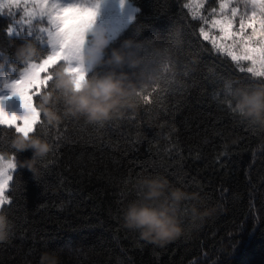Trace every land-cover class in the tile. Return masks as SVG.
Listing matches in <instances>:
<instances>
[{
	"label": "trees",
	"instance_id": "trees-1",
	"mask_svg": "<svg viewBox=\"0 0 264 264\" xmlns=\"http://www.w3.org/2000/svg\"><path fill=\"white\" fill-rule=\"evenodd\" d=\"M127 1L137 9L134 21L105 56L128 38L166 44L176 30L180 57L195 70L178 90L156 86L136 113L104 128L74 120L45 127L38 100L46 83L33 96L39 121L31 134L47 139L53 150L34 165L31 150L12 147L19 133L0 125V157L16 163L3 206L13 230L0 246V264H37L45 251L56 252L61 264H264V152L254 150L264 131L249 128L220 102L224 81L264 78L241 72L202 39L188 0ZM11 20L0 15L5 73L25 68L14 59L25 41L36 43L41 61L49 55L44 39L9 36ZM105 70L99 66L89 75ZM152 175L198 196L202 213L185 218L183 234L164 246L143 240L123 222L137 180Z\"/></svg>",
	"mask_w": 264,
	"mask_h": 264
},
{
	"label": "clouds",
	"instance_id": "clouds-1",
	"mask_svg": "<svg viewBox=\"0 0 264 264\" xmlns=\"http://www.w3.org/2000/svg\"><path fill=\"white\" fill-rule=\"evenodd\" d=\"M95 16L82 30L77 27L70 42L61 33V24L52 23L49 44L62 56L51 65L48 88L38 100L45 127L56 128L66 120H74L104 128L136 113L156 86L178 90L183 77L195 70L194 65L180 57V36L176 30L163 45L147 39H125L120 48L112 49L106 57L110 39L107 29L94 25ZM14 59L30 66L41 61V51L33 41H25L15 49ZM99 66L106 70L89 75ZM3 67L0 63V69ZM222 93L220 102L234 115L249 128L264 131V81L241 84L226 80ZM12 147L16 152L31 150L33 156L28 162L32 165L53 150L42 136L23 133L14 135ZM254 150L264 152V141ZM29 169L34 174L38 171L34 167ZM135 191L136 198L123 209V222L145 241L164 246L183 234L185 218L197 220L202 216L195 203L199 197L171 184L163 175L141 177ZM189 201L194 203L188 204ZM12 230L9 213L0 205V246L10 241ZM37 264H61V261L56 252L45 251Z\"/></svg>",
	"mask_w": 264,
	"mask_h": 264
},
{
	"label": "rangeland",
	"instance_id": "rangeland-1",
	"mask_svg": "<svg viewBox=\"0 0 264 264\" xmlns=\"http://www.w3.org/2000/svg\"><path fill=\"white\" fill-rule=\"evenodd\" d=\"M221 2L222 0H188L187 8L192 17L200 21L201 28H204V30L209 34L208 40H205L201 36L202 39L208 42L212 47V40H215L216 48L213 47L214 51L231 59V57L228 55V49L232 44V39L223 40V34L219 31V28H214L211 25V19L221 18ZM225 2L228 4V9H226L228 15L231 14L230 9L232 7H237V15L233 18L232 31L238 33L240 30L241 15L247 12V17L245 19V23L247 24L248 20L252 18L253 6L251 3H249L246 7L244 0H225ZM260 3H264V0H257V7L255 8L257 23H254L252 27H245L244 33L246 35H251L253 28H255L257 32L260 30L258 23V20L260 19V9L258 5ZM48 4H56L61 9L67 7H81L93 10L96 13L94 25L96 27H103L107 29L110 42L116 39L122 33V31H124L134 21L135 15L137 13V9L133 7L127 0H47V3H45V0H28L27 4L24 3V0H21L18 6L11 5L9 0H0V7H2L0 15L8 16L12 19L11 26L8 30V35L14 37L35 36L39 39H44L46 41L44 45L48 47L49 55H52L56 51L52 49L49 44V33L53 30V25L51 19L48 16L42 15L39 11L40 5L47 7ZM212 9H216L215 13L212 12ZM29 12L33 13L31 17L28 15ZM201 17H210L211 19L208 23H204L201 20ZM72 23L73 22L71 20L68 21L69 26H71ZM236 39H239V37L237 36ZM259 41L260 37L257 35L254 37V41L250 43V46L258 47ZM217 48L220 49L219 52L216 50ZM232 51H234L237 55H241L239 45H237L235 49H232ZM233 62L236 65L239 64L240 67H244L245 69L252 66L251 61L243 59ZM26 67L27 66L25 65V68ZM51 68L52 67L49 66L46 71L40 73V78L42 80L46 79V76L43 77V75ZM23 70L18 72L10 70L8 73H5V71L0 69V110H3L6 115L15 114L20 118L25 115V110L22 107V102L19 96L13 95L11 88L13 83L22 78ZM244 73L251 75V73H248L247 71ZM45 84H42L39 88H31L29 90V94L32 95V97L38 94L40 89ZM38 121L39 113L37 123ZM36 124L33 125V130ZM0 125L14 128L16 131L17 126H23V121L21 119L16 121V123L13 125ZM32 132H30V134ZM15 170L16 163L14 159L5 160L0 157V173H2L3 176L12 177ZM10 181L11 179L8 180L7 185L4 188V194L8 190ZM6 204L2 206H5Z\"/></svg>",
	"mask_w": 264,
	"mask_h": 264
},
{
	"label": "snow or ice",
	"instance_id": "snow-or-ice-1",
	"mask_svg": "<svg viewBox=\"0 0 264 264\" xmlns=\"http://www.w3.org/2000/svg\"><path fill=\"white\" fill-rule=\"evenodd\" d=\"M21 0H9V3L14 6H18ZM28 0H24L27 4ZM47 3V0H45ZM251 3L253 6L252 18L248 20L247 24L245 19L247 17V12H245L240 17V30L239 32L232 31L233 18L237 15V7H232L230 9V15L227 14L226 9H228V4L225 0H222L220 4V19H211L201 17L204 23H208L211 19V25L214 28H219V31L223 34V40L232 39V44L229 46L228 55L231 57L232 61H239L241 59L251 61L252 66L245 69L237 64L241 72L247 71L251 73L253 77H264V3L258 5L260 9V19L258 20L260 30L257 32L253 28L251 35H246L244 33L245 27H252L254 23H257L255 8L257 7V0H244V4L247 5ZM2 11V7H0ZM39 11L42 15L48 16L52 23L59 22L61 24V33L65 34L66 42H70L76 34L77 27L80 30L86 27L91 19L95 16V12L91 9L81 8V7H67L59 8L56 4H48L47 7L40 5ZM216 9H212L215 13ZM32 12H29V17L32 16ZM71 20L73 23L69 26L68 21ZM200 35L205 39H209V34L204 30L200 29ZM259 35L260 41L258 47L250 46V43L254 41V37ZM239 39H236V37ZM213 47L216 48L215 40H212ZM239 45L241 50V55H237L232 49H235ZM218 52L219 48L216 49ZM62 56V52H54L47 58L43 59L40 63H35L27 66L22 73V78L11 85L13 95L19 96L22 107L25 110V115L20 118L15 114L6 115L5 112L0 110V124L13 125L16 121H23V126H17L16 132L23 133L25 135L30 134L33 130V125L37 123L38 111L37 108L33 106V97L29 94V90L33 87L39 88L42 84L48 82L46 79L40 78V73L46 71L49 66L55 64ZM11 177L3 176L0 173V205H4L8 202L7 197L4 194V188L7 185L8 180Z\"/></svg>",
	"mask_w": 264,
	"mask_h": 264
}]
</instances>
